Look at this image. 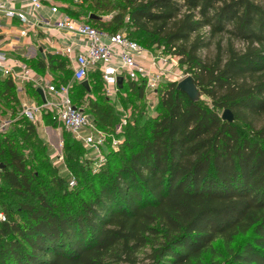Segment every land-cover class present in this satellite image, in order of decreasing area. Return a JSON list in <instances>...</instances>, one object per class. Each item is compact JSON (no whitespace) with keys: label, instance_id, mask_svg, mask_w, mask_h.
Listing matches in <instances>:
<instances>
[{"label":"trees","instance_id":"obj_1","mask_svg":"<svg viewBox=\"0 0 264 264\" xmlns=\"http://www.w3.org/2000/svg\"><path fill=\"white\" fill-rule=\"evenodd\" d=\"M84 3L90 12H115L108 23L86 13L91 25L112 28L110 33L124 28L132 40L177 57L212 107L191 101L177 83H164L157 115L142 126H127L119 151H109L96 174L79 161L75 145L82 144L69 138L64 147L68 177L53 168L37 127L18 119L11 131L0 134V205L8 216L0 224V264H140L137 255L145 247L152 249L148 264H264V126L256 128L257 119L264 118V3ZM205 29L208 35L201 36ZM224 34L244 43V49L231 43L224 51L220 44L216 60H203L200 52ZM60 59H50V71L59 75V84H67L64 76L72 78L73 72ZM127 86L145 100L144 82L124 84L121 91ZM76 88L92 92L74 84V104ZM109 104L89 105L96 126L106 132L117 121ZM19 106L15 83L0 74L1 112L14 115ZM226 109L235 123L222 119ZM12 209L20 221L11 218ZM238 237L247 239L238 249L229 248L227 258L207 262L218 239L231 244Z\"/></svg>","mask_w":264,"mask_h":264},{"label":"built area","instance_id":"obj_2","mask_svg":"<svg viewBox=\"0 0 264 264\" xmlns=\"http://www.w3.org/2000/svg\"><path fill=\"white\" fill-rule=\"evenodd\" d=\"M14 3L15 1L9 4L0 3V11L9 18H18L25 25L26 28L21 33L23 36L36 29L40 23L46 22L47 26H50V22L43 20L38 14L44 8L43 0H24L22 10H17ZM50 11L57 15L55 29L68 37L69 44L59 54L67 60L70 67L73 65L70 68L73 72V83L82 84L91 75L98 74L110 98L121 91L118 80L123 78L124 84L144 82L151 96L158 97L159 88L164 83L178 84L187 77L181 72L179 59L165 53L164 49L157 53L155 49H145L123 32L101 31L85 18H74L61 11L57 5L50 7ZM0 71L4 77L17 83H31L34 80L27 68L20 74L14 72L1 51ZM46 90L45 100L40 104L25 105L21 116L37 125L43 115H49L57 129L70 133L77 142L93 151L98 160V172L106 162V153L103 151L109 147H118L120 140L112 137L110 142L109 136L113 135L99 129L94 119L84 109L74 104L73 86L70 83L60 85L48 83ZM9 124L10 121L0 117V131L5 130ZM127 124V120L123 121V125L116 130L117 137L124 135ZM63 161L64 157L60 154L58 162ZM1 165L0 163V184ZM76 185V179L72 178L70 186ZM6 222L8 216L0 208V224Z\"/></svg>","mask_w":264,"mask_h":264},{"label":"rangeland","instance_id":"obj_3","mask_svg":"<svg viewBox=\"0 0 264 264\" xmlns=\"http://www.w3.org/2000/svg\"><path fill=\"white\" fill-rule=\"evenodd\" d=\"M53 1L56 4L63 6L66 9L75 11L77 14L81 15L80 18H86V20L89 19V17L91 16V15H88V17H85V14L88 12H89V14H94L95 16L100 17L101 21L105 22V23L110 22L113 19V17L115 16V12H98V11L97 12H90L91 7L89 4L84 3V0H53ZM112 1L114 3L116 2V0H112ZM254 1L257 3H261V4L264 3V0H254ZM92 26H94L95 28H98L99 30L104 31V32L110 33L112 31V28L111 29H101L94 23H92ZM208 31H209L208 29L202 30L200 32L201 36L202 35L207 36ZM118 32H124L126 34H129V32L125 31L124 28H120ZM137 41H139V40H137ZM231 41L232 40L226 34L212 38L210 40L209 47L203 49L200 52L202 59L205 60L206 62H212V61L216 60L217 56L220 53L219 52V45L220 44L223 47L224 51H226V48L231 43H234L235 48L238 50L244 49V47H245L244 43L239 42V41H232V42ZM139 43L145 49H150L149 45L146 42L139 41ZM163 49L164 48H160V47H151V50H154L157 53ZM58 59H60V58H58ZM180 68H181V72L187 76L186 79L191 76L187 72V67H182L180 65ZM55 76L58 77L59 75H55ZM64 78L68 79L69 81L67 83H70L73 87H74V84L75 85L77 84V83L72 82L71 76L70 77L64 76ZM98 80L100 81V83H98ZM87 81L92 87V92L91 93H83L78 88H76L74 90V93H75L74 101H75L76 106H78L80 109H84V111L86 113H88L93 118L92 114H90V112H89L90 102L91 101H101V102L108 101L110 103L109 104L110 107L114 109L115 114L117 116L116 124L113 126V128L111 130H107V132L110 133V135H113V136H109L110 142H111V138L115 137V138L120 140V143H119L118 147H115V148L109 147L106 151H103L106 154L111 150L119 151L121 145L124 143V141H125L124 135L122 137L116 136V130L119 129L121 124L123 125V121H125V120L128 121L127 126L131 125L132 127H137V126H142V123H145L147 120L152 119L153 117H155L157 115L156 114L157 113L156 107L158 105V97L157 96H155V97L151 96V94L147 91L146 86H145V100L143 97L142 101H139L137 96H136L135 91H132V89L129 90L128 86L126 89L120 91L116 96H112L109 98L107 96L104 83H102L100 78L99 79L95 78V76L93 74L90 77H88ZM202 93L203 92L201 91L200 101H202V103H204L205 105L212 107L211 99H209L206 95H203ZM72 94H73V92H72ZM22 109H23L22 107H19V110L14 115H11V113H9V112L7 114H4L0 110L1 119L5 120V121H7V120L10 121V124L7 126V128L5 130L0 131V134L3 132L5 133L7 131H11V128L14 126V123L22 117L21 116ZM223 112L224 111L220 112L221 116H222ZM235 122H236V119H235ZM127 126L124 128V131L126 130ZM263 126H264V118L257 119L256 128L260 129ZM143 132H144V130H143ZM56 135H60V136H58V142L57 143H56V141L55 142L53 141L52 145H51L50 143L45 141L50 148V150H49L50 151V157L49 158L53 163V165H52L53 168H58L60 170V173L63 176L68 177V175H69L68 169H67L66 163H65V152L66 151H64V147H66V142L69 138L71 139V142L73 144L76 143V140L70 133L63 131L61 129H59L56 132ZM75 146H76L77 152L79 153L78 157H79L80 163H87L92 170L91 174L92 175L96 174L97 173V165H98V160L96 158V155L93 154V151L85 148L82 145H81V147H77V144ZM60 154L64 157L63 162H58V156ZM38 171H40V170H38ZM79 175L84 182L83 184L84 185L87 184L85 181V175H83L81 173ZM87 177H89V176H87ZM89 185H91V184H89ZM71 188H73V187H71ZM96 189H97L96 186H94L93 189L89 190V191H90V193H92V191H95ZM34 204H37V202H35V200H34ZM0 208H1V205H0ZM11 218L20 221L22 219V216L17 212V210L12 209ZM246 239L243 237H238V238H236L235 242L231 243V244H229L226 239L225 240L224 239H218L213 245V250L209 254H207V262L211 261V263L212 262L216 263L220 260L223 261V259L227 258L229 248L238 249L239 246ZM158 242L162 243V239H158ZM151 253H152V249H150V247L143 248L137 255V258H138L140 264H143V263L148 264L150 262L149 256ZM216 256H217V258H215V260H213L214 257H216ZM222 256H223V258H222Z\"/></svg>","mask_w":264,"mask_h":264},{"label":"crops","instance_id":"obj_4","mask_svg":"<svg viewBox=\"0 0 264 264\" xmlns=\"http://www.w3.org/2000/svg\"><path fill=\"white\" fill-rule=\"evenodd\" d=\"M13 1H15V6H12L17 10H22L24 0ZM13 1L0 0V3L6 2L9 4ZM43 4L44 8L38 14L43 20L50 22V26H47L46 22L40 23L36 29L25 36L21 34L26 28L25 25L18 18H9L4 12L0 11V51L5 54L8 65L14 72L20 74L23 73L24 68H27L34 77L31 83L13 81L17 88V96L20 101L19 107L22 108L25 105L43 102L46 98L48 83L60 85L55 76L56 74L50 71V59L60 57L66 60L59 52L69 44L68 37L63 32L55 29L57 15L51 13L50 7L57 5L63 12H66V8L56 4L53 0H43ZM80 43L84 45L83 42L80 41ZM68 67L71 68L73 65L70 67L68 64ZM0 74L3 76L1 71ZM39 90L43 92L44 98L39 94ZM48 117L51 120L49 115ZM48 117L43 115L35 126L40 137L52 145L53 141L58 142V136L60 135H56L59 129L49 124Z\"/></svg>","mask_w":264,"mask_h":264},{"label":"water","instance_id":"obj_5","mask_svg":"<svg viewBox=\"0 0 264 264\" xmlns=\"http://www.w3.org/2000/svg\"><path fill=\"white\" fill-rule=\"evenodd\" d=\"M82 85L87 89V91L90 92V86H89L88 81L83 82ZM118 85L120 89L123 88L124 86L123 78H119ZM177 88L178 90L183 91L185 94H187L188 97L191 99V101L198 102L200 100L201 91L198 89L197 85L195 84L194 79L191 76L181 81L180 83H178ZM39 94L42 96V98H44L43 92L41 90H39ZM222 119L224 121H227L228 123L235 122V116L232 113V111L229 109L224 110L222 114ZM1 167L3 169L2 165Z\"/></svg>","mask_w":264,"mask_h":264}]
</instances>
